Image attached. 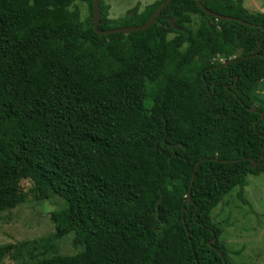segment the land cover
<instances>
[{"label": "trees", "instance_id": "obj_1", "mask_svg": "<svg viewBox=\"0 0 264 264\" xmlns=\"http://www.w3.org/2000/svg\"><path fill=\"white\" fill-rule=\"evenodd\" d=\"M164 1L110 19L99 0L97 29L140 28ZM199 2L234 20L171 0L145 30L105 36L92 0H0V213L29 182L60 204L55 242L72 234L82 247L20 264H232L210 213L234 189L247 205V177L264 174V109L251 98L264 14ZM10 250L0 245V264Z\"/></svg>", "mask_w": 264, "mask_h": 264}, {"label": "rangeland", "instance_id": "obj_2", "mask_svg": "<svg viewBox=\"0 0 264 264\" xmlns=\"http://www.w3.org/2000/svg\"><path fill=\"white\" fill-rule=\"evenodd\" d=\"M104 2L113 6L112 19H117L124 17L136 5L145 6L151 1ZM76 5L81 20H84L87 16L86 3L77 1ZM251 98L255 106L264 109V79L254 84ZM20 189L25 195V202L13 210L0 213V245L11 247L1 264L30 263L82 251V247L74 249L71 246L72 234L59 242L52 237L53 225L49 216L60 204L49 200L38 201L29 190V182H21ZM244 198L247 205L239 201L237 189H234L211 211L210 218L221 231L219 239L228 249L232 264H264V174L247 177Z\"/></svg>", "mask_w": 264, "mask_h": 264}, {"label": "water", "instance_id": "obj_3", "mask_svg": "<svg viewBox=\"0 0 264 264\" xmlns=\"http://www.w3.org/2000/svg\"><path fill=\"white\" fill-rule=\"evenodd\" d=\"M171 0H165L159 7L158 9L152 14V16L149 18V20L145 23V25H143L140 28H120V29H114V30H108V31H100L97 29V25H98V20H99V0H92V10H93V29L94 32L98 35H110V34H114V33H123V34H127L129 32H133V31H138V30H145L150 24L153 23V21L155 20L156 16L168 5V3ZM197 5L200 7V9L202 11H204V13L208 16H211L214 18V20H219V19H223V20H234L233 18L230 17H225V16H220L218 14H215L213 12L208 11L207 9H205L201 3L199 2V0H195ZM169 23L171 24V26L176 29V26L174 24V20L170 19ZM232 62V61H229ZM229 62L224 63V66H227ZM254 111V110H251ZM253 166L257 165V163L252 164ZM194 175L192 177V181H193ZM192 181H191V185H192ZM188 201H189V194H188ZM212 243L215 242V240L213 239L211 241ZM210 245V243H209ZM223 264L224 261H223Z\"/></svg>", "mask_w": 264, "mask_h": 264}, {"label": "crops", "instance_id": "obj_4", "mask_svg": "<svg viewBox=\"0 0 264 264\" xmlns=\"http://www.w3.org/2000/svg\"><path fill=\"white\" fill-rule=\"evenodd\" d=\"M150 1H151L150 4H152L158 0H150ZM242 5H243V8H245L249 13H263L264 14V0H243ZM145 6H140V10H143ZM112 9H113V6H109V18L110 19H112Z\"/></svg>", "mask_w": 264, "mask_h": 264}]
</instances>
